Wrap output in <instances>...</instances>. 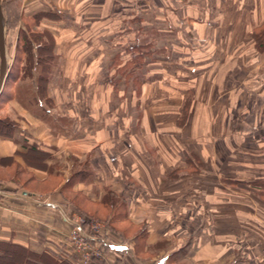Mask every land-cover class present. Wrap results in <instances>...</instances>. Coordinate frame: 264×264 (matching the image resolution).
Wrapping results in <instances>:
<instances>
[{
	"label": "crops",
	"instance_id": "0c3cea01",
	"mask_svg": "<svg viewBox=\"0 0 264 264\" xmlns=\"http://www.w3.org/2000/svg\"><path fill=\"white\" fill-rule=\"evenodd\" d=\"M53 1L62 8L74 2ZM192 3L190 33L172 48L158 29L154 60L139 82L114 75L127 44L109 48L96 79L80 81L88 109L77 124L66 107L58 111L51 84L55 105L44 118L8 102L16 128L0 136V169L61 183L38 194L0 179V242L44 254L51 264H82L67 238V217L87 215L80 205L88 204L110 213L117 231L96 241L103 257L90 264H264V194L255 185L264 181V49L252 38L264 24V0ZM152 30L142 27L141 36ZM244 133L253 138L252 150H239L246 159L232 156L224 141H199ZM122 222L137 229L132 236L114 227Z\"/></svg>",
	"mask_w": 264,
	"mask_h": 264
},
{
	"label": "rangeland",
	"instance_id": "374dc122",
	"mask_svg": "<svg viewBox=\"0 0 264 264\" xmlns=\"http://www.w3.org/2000/svg\"><path fill=\"white\" fill-rule=\"evenodd\" d=\"M72 1L74 2L68 4L65 1V6L62 8L54 5L53 0H1V9L4 19L5 47L8 64L11 65L15 48L23 45V42L18 40L19 35H26L30 39L32 32L40 33L44 30L52 35V42L57 58L49 80V85H52L51 95L56 103L55 105L53 102L52 105L58 106V111H63V106L66 107L75 118L79 117L81 112L86 113L88 109V106L85 107V104H83L84 99L82 97L84 94L82 93L84 89L80 81L84 79L85 75L89 77V80L96 79L97 72L109 64L112 53L109 49L110 47L125 45L129 43L128 40L138 37L141 33L140 30L142 31V27H151L154 30L146 34V40L153 39V42L157 43L159 37L158 29H164L166 35L161 34L160 36H166V40L170 41L173 48L174 40L178 35L185 38L190 33V29L192 28L190 27V21H192L190 18L194 15L192 2L195 3V0ZM201 5L205 6V3H201ZM39 11H45L47 15L37 19L35 16L38 15ZM142 15H144L146 20L144 23L140 18ZM181 19H184L183 24L180 23ZM188 44L191 47V40H189ZM257 45V41H254V46L256 47ZM26 79L28 80V78ZM27 80L24 82L27 83ZM100 90L101 88L99 87L98 92ZM87 95H89V92ZM251 101L257 100L253 98ZM251 110L252 112L246 115L248 129L252 127L255 112L258 114L257 103L253 105ZM9 112L8 107H2L0 116H4ZM77 122L76 118L75 123L77 124ZM132 123L134 124V122ZM251 139L253 138H250L248 133H244L222 139L215 138L213 141L205 137L199 141L207 145L224 141L230 148L232 156L235 157L240 155L239 150L241 152L243 149L245 151L252 150L251 146H253V143H249ZM247 156V154L240 155V158L246 159ZM27 160L29 164L38 165V161L33 157H28ZM61 161L63 160L61 159ZM0 179H14L26 189L38 194L47 193L61 183L60 179L36 182L31 178L30 174L24 173L18 167H13L9 170L0 169ZM68 197H73V195L68 193ZM86 205L88 204H85L84 207L80 205V209L89 217L73 213L71 215L74 218L82 217L90 219L93 224L99 227L102 226L101 236L99 237L103 238L109 232L106 223L103 221L110 216V213L103 212L96 205H92V209L87 208ZM120 226L124 229H129L125 234L128 237L132 236L137 230L126 222L114 225L116 228ZM88 227V225L83 226V230L85 232L88 231L90 229ZM69 233L70 231L67 236L68 241ZM90 243L93 249L102 248L99 242L91 241ZM101 251L103 257L104 252L102 249ZM99 260H92L90 263ZM2 262L9 263L10 258L0 260V264Z\"/></svg>",
	"mask_w": 264,
	"mask_h": 264
},
{
	"label": "trees",
	"instance_id": "16d2710c",
	"mask_svg": "<svg viewBox=\"0 0 264 264\" xmlns=\"http://www.w3.org/2000/svg\"><path fill=\"white\" fill-rule=\"evenodd\" d=\"M37 14L35 16L37 19L47 15V13L41 11ZM139 35L134 40L129 41L130 44L127 43V45L123 46L122 52L124 56H119L114 62L116 71L114 75L118 76V80L129 78L139 82L146 70L145 65L154 60L155 51L153 48L155 44L153 40H146L147 36H141L143 35L142 33ZM252 38L258 43L256 46L258 51L263 50L264 24L252 33ZM18 40L22 41L23 45L15 48L8 78L0 95V110L5 106L10 107L8 102L15 101L20 105L36 109L42 115L41 117L44 118L47 112L46 109L52 107V100L48 96V86L50 75L57 59L54 54L53 37L48 31L44 30L40 33L32 32L30 39L26 35H19ZM121 64L122 66H120ZM25 80L28 82L25 83ZM186 107L187 103L184 105V111ZM12 116L10 113L0 116V136L10 137L12 135L16 128V123ZM255 185L264 194V181H257ZM108 200L109 202L112 201L110 196ZM81 215L85 214L82 213ZM103 222L106 223L109 231L117 232L109 220H104ZM118 233L121 232L118 231ZM140 235V233H137L134 237L140 239ZM75 256L77 257L76 254ZM6 258H10V262H2L1 264H51L44 254L33 253L12 243L0 242V260ZM78 261L80 262L79 259Z\"/></svg>",
	"mask_w": 264,
	"mask_h": 264
},
{
	"label": "built area",
	"instance_id": "2783aa9c",
	"mask_svg": "<svg viewBox=\"0 0 264 264\" xmlns=\"http://www.w3.org/2000/svg\"><path fill=\"white\" fill-rule=\"evenodd\" d=\"M71 224L69 241L73 252L77 255L82 264H89L92 260L102 258L101 248H91V241H98L102 226H97L90 219L70 216L67 218ZM95 223V222H94ZM88 225V231L83 230V226ZM88 227V228H89Z\"/></svg>",
	"mask_w": 264,
	"mask_h": 264
},
{
	"label": "water",
	"instance_id": "95a60500",
	"mask_svg": "<svg viewBox=\"0 0 264 264\" xmlns=\"http://www.w3.org/2000/svg\"><path fill=\"white\" fill-rule=\"evenodd\" d=\"M9 69L10 64H8V60L6 57L5 28L0 0V95L4 87L5 81L8 78Z\"/></svg>",
	"mask_w": 264,
	"mask_h": 264
}]
</instances>
